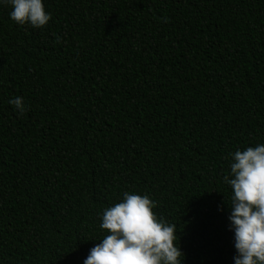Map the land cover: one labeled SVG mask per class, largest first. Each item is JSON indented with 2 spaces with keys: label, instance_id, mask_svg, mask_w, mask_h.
Returning a JSON list of instances; mask_svg holds the SVG:
<instances>
[{
  "label": "trees",
  "instance_id": "trees-1",
  "mask_svg": "<svg viewBox=\"0 0 264 264\" xmlns=\"http://www.w3.org/2000/svg\"><path fill=\"white\" fill-rule=\"evenodd\" d=\"M43 3L35 29L0 2V264H84L125 192L182 264H235L224 177L264 145V0Z\"/></svg>",
  "mask_w": 264,
  "mask_h": 264
},
{
  "label": "clouds",
  "instance_id": "clouds-1",
  "mask_svg": "<svg viewBox=\"0 0 264 264\" xmlns=\"http://www.w3.org/2000/svg\"><path fill=\"white\" fill-rule=\"evenodd\" d=\"M10 5V18L18 25L44 28L52 19L43 0H0ZM167 21V18H163ZM15 110L26 111L24 99L9 100ZM229 220L235 232V264H264V145L231 154ZM124 199L106 208L99 227L108 234L99 240L84 264H182L176 244V225L159 218L148 195L125 192Z\"/></svg>",
  "mask_w": 264,
  "mask_h": 264
}]
</instances>
